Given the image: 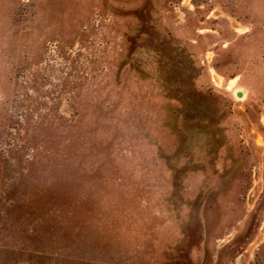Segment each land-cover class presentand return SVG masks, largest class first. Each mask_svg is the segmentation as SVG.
<instances>
[{"label": "rangeland", "instance_id": "rangeland-1", "mask_svg": "<svg viewBox=\"0 0 264 264\" xmlns=\"http://www.w3.org/2000/svg\"><path fill=\"white\" fill-rule=\"evenodd\" d=\"M0 264H264V0H0Z\"/></svg>", "mask_w": 264, "mask_h": 264}]
</instances>
